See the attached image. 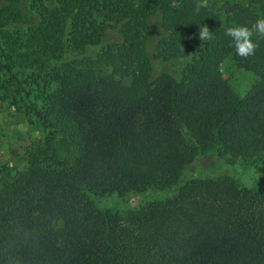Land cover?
<instances>
[{
  "label": "trees",
  "instance_id": "16d2710c",
  "mask_svg": "<svg viewBox=\"0 0 264 264\" xmlns=\"http://www.w3.org/2000/svg\"><path fill=\"white\" fill-rule=\"evenodd\" d=\"M197 2L3 1L0 114L33 134L0 162V264H264V182L184 174L210 150L264 162V40L245 59L225 35L264 0ZM228 55L256 77L243 95ZM152 192L125 212L93 201Z\"/></svg>",
  "mask_w": 264,
  "mask_h": 264
},
{
  "label": "rangeland",
  "instance_id": "374dc122",
  "mask_svg": "<svg viewBox=\"0 0 264 264\" xmlns=\"http://www.w3.org/2000/svg\"><path fill=\"white\" fill-rule=\"evenodd\" d=\"M4 0H0V6ZM211 0H207L210 2ZM217 1V0H216ZM115 34L112 32L106 33L104 39H114ZM182 67V63L178 59H172L168 62L159 63L160 70H167L172 75L178 76ZM220 74L227 80L231 88L238 94L243 95L250 85L255 81L256 77L249 71L238 68L231 61L230 56L221 62L219 66ZM37 135V132H35ZM33 132L24 123L22 115L14 111H4L0 114V162L2 158L14 151L19 153L20 146L25 144L29 135ZM225 157L219 155L215 150H210L198 154L195 160L190 163L185 169L184 174L194 175L198 169H204L208 173L217 172L227 173L239 180L245 185L264 182V162L262 161H242L238 160L231 168L224 164ZM160 192H152L145 194L130 193L123 197L115 195H103L94 197L93 201L99 210H116L125 212L130 209H135L145 202L159 198Z\"/></svg>",
  "mask_w": 264,
  "mask_h": 264
},
{
  "label": "clouds",
  "instance_id": "9594fccd",
  "mask_svg": "<svg viewBox=\"0 0 264 264\" xmlns=\"http://www.w3.org/2000/svg\"><path fill=\"white\" fill-rule=\"evenodd\" d=\"M207 0H198L195 10L198 12L202 7H207ZM225 35L231 38V43L236 54L247 59L255 55L256 49L260 46V40H264V18H259L249 26H231L225 29ZM257 39L253 40L252 37ZM212 38V32L207 25L200 26L199 39L202 41Z\"/></svg>",
  "mask_w": 264,
  "mask_h": 264
}]
</instances>
